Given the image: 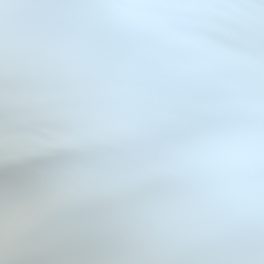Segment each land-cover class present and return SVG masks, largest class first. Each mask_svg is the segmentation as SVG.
Here are the masks:
<instances>
[{
  "label": "snow or ice",
  "instance_id": "snow-or-ice-1",
  "mask_svg": "<svg viewBox=\"0 0 264 264\" xmlns=\"http://www.w3.org/2000/svg\"><path fill=\"white\" fill-rule=\"evenodd\" d=\"M0 264H264V0H0Z\"/></svg>",
  "mask_w": 264,
  "mask_h": 264
}]
</instances>
